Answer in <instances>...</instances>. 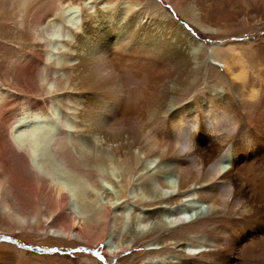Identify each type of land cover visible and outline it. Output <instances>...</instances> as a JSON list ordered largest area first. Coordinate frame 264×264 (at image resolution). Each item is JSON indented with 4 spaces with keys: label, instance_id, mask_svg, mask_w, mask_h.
<instances>
[{
    "label": "bare ground",
    "instance_id": "6f19581e",
    "mask_svg": "<svg viewBox=\"0 0 264 264\" xmlns=\"http://www.w3.org/2000/svg\"><path fill=\"white\" fill-rule=\"evenodd\" d=\"M48 2L54 8H45L30 29L46 38L42 80L60 103L67 90L56 67L69 71L66 80L78 96L73 141L85 161L73 154L59 120L43 132L65 181H48L43 163L35 184L13 173L1 128L11 122L10 130L28 136L31 129L16 126L43 109L38 101L6 103L9 96L1 92L0 219L31 232H38L32 221L41 222L54 242L100 241L113 261L143 243L150 252L137 254L140 264H264V69L252 66L264 44V0ZM77 4L80 24L66 22L65 11ZM206 36L215 40L210 47ZM15 64L26 66L24 76L35 60L22 56ZM30 138L13 144L27 157ZM112 164L139 174L137 208L124 233L107 228L128 202L127 190L90 220L67 212L73 184L83 188L73 194L83 203L86 190L112 181L102 174ZM138 212L145 233L134 224ZM191 212L204 217L193 219Z\"/></svg>",
    "mask_w": 264,
    "mask_h": 264
},
{
    "label": "rangeland",
    "instance_id": "374dc122",
    "mask_svg": "<svg viewBox=\"0 0 264 264\" xmlns=\"http://www.w3.org/2000/svg\"><path fill=\"white\" fill-rule=\"evenodd\" d=\"M164 5L169 13H173L165 3ZM51 6L52 5L48 0H14L11 5H9L8 0H0V93L5 92L8 94L9 98L5 101L6 103L13 102L16 104H22V102L28 103L31 101H38L42 104L43 109L40 113L36 114V120L24 117L16 126L17 129L19 126L20 129H31V134L28 136L23 135L21 137L18 130H10L11 122L10 124L3 125L1 128V131L5 136V147L9 153L7 159L11 165V170L17 176H22L25 182L30 181L31 184H35L37 181L36 177H34V173H38L39 163L44 164L46 169V174L44 176L48 181H65V177L62 179L60 178V175H64L65 173H63V171L60 173V167L51 154V142L47 141L49 138L46 132L51 128V122H57L59 120L63 121L64 128L68 135L67 139L69 147L79 161H85L83 155L81 156L78 152L76 153L73 141V135L75 133L73 123L75 103L73 102L78 99V96L76 95V90L72 89V85L66 80L69 71H63L56 67V75L60 76L64 87L67 90L65 91L63 103H60L57 98H54L52 93H49L50 91H47L48 89L45 86V82L42 80L46 71V38L43 33H41L40 29L36 27L30 29V24L34 19H36L45 8H54V6ZM81 7L82 5L77 4L74 5L72 9H67L68 11H65L66 22H69L74 18L77 19V23L80 24L82 17ZM70 18L72 19L70 20ZM262 34V36H264V31H262ZM29 35L32 36L31 40ZM70 37L71 34L66 32L65 38L69 40ZM206 38L207 36L202 37L206 47H208V45L209 47L212 46L215 40ZM59 46L60 48H63L62 43H59ZM258 50L259 51L256 50L255 53L257 59L255 57L252 66L253 69H264V58H259L258 56L261 53L264 55V44H261ZM206 52L207 58H210L211 48L206 49ZM22 56H31L33 60H35L34 68L30 70L28 75L25 73L24 76L23 73L25 70L23 69H25L26 66L23 64L20 67L15 64ZM209 60L211 61V59ZM205 86L206 85L203 87ZM10 97L14 98L12 99ZM43 119L44 121L40 122ZM38 127L39 129H37ZM44 136H47V139L43 138ZM26 137H29V140L33 142L32 151L29 152L28 157L25 152L20 151L19 149L18 151L16 150L17 148L15 149L14 147L18 142H27L28 139H26ZM112 165V168H102V174H108L112 181L102 180L97 187H94L93 191L86 190L88 192L83 203L77 198H74V193L78 190H83V188L79 185L74 186L73 184L71 193L74 195H70V205L67 208V212L72 216H80L86 220H90L95 216V212H97L99 206L106 205L111 202L113 198L116 199L117 197H120V190H122V192L127 190L128 202H124L121 205L122 211L112 214L107 228L108 232H113L119 229L120 233H124L131 225L132 214L137 208L134 202L137 201L138 196L134 187L139 174L136 173L133 176H129L124 174L122 170L115 169V164ZM146 167L154 174L155 170L153 169V165L146 163ZM162 179L165 183L168 181L172 182L171 178L168 176H162ZM67 182L69 183L70 180L65 183ZM184 199L185 198H182V200ZM91 202L93 203L91 204ZM82 205L85 208H83ZM191 213L193 219L197 216L204 217V215H199L194 212ZM137 214L140 215L134 219V224L139 232L145 233L148 228L143 229L139 225L143 213L138 212ZM186 215L187 217L189 216L188 214ZM191 219L189 222L193 221ZM32 224H34L33 227H37L36 229L38 232L14 230L12 229L14 227L7 226L5 221L0 219V264H140L142 258L137 254L150 252V247L142 243L138 244L134 249H129V251L121 253L120 256L113 261V259L106 254L103 244L100 241L97 244L94 242V244L92 242L90 244H84L74 241L54 242L51 237L43 235L41 229H46L45 224L41 222L36 223L34 220L32 221ZM54 225L57 226L56 223H54ZM208 229L209 228L206 227L203 228L205 232ZM187 236L190 237L191 235L187 234ZM254 264H262V261L258 260L254 262Z\"/></svg>",
    "mask_w": 264,
    "mask_h": 264
}]
</instances>
